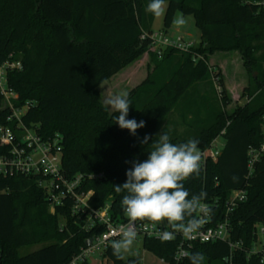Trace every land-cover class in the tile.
I'll use <instances>...</instances> for the list:
<instances>
[{
    "label": "trees",
    "instance_id": "trees-1",
    "mask_svg": "<svg viewBox=\"0 0 264 264\" xmlns=\"http://www.w3.org/2000/svg\"><path fill=\"white\" fill-rule=\"evenodd\" d=\"M260 1L164 0L168 2L164 32L168 33L177 14L194 18L201 39L193 53L204 57L194 62L192 54L168 49L159 59L149 50L150 40L142 35L153 32L156 16L146 11L150 0H0V65L12 56L23 67L8 75L19 95L15 106L32 104L23 122L44 138L62 136L64 169L70 176L104 174V179L85 188L94 192L93 208L110 205L114 220L125 218L120 204L123 193H116L113 185L125 182L130 161L147 159L152 140L173 109L190 114L195 127L188 137L163 130L173 143L195 139L199 149H206L226 130L217 162H207L200 176L185 181V187L191 194L207 193L203 202L211 206L213 223L225 219L232 191L247 190V200L229 215L231 240L242 242L243 248L231 257L228 243H195L189 256L202 253L201 264H264V249L252 252L258 243L256 226L264 225V156L247 178L248 152L264 144ZM217 53H236L242 61L248 77L242 87L241 98L247 99L243 106L233 100L223 71L210 65ZM143 55L149 58L148 74L128 92L133 102L128 119L143 120L145 127L133 136L115 123L118 114L105 107L98 89ZM213 77L218 79L221 92L215 88L216 99L221 105L196 97L192 87ZM9 114L0 97V126ZM145 135L150 137L147 145L140 142ZM71 206L66 201L51 213L47 194L34 178L0 177V264L69 263L88 239L104 232V227L84 230L72 217ZM29 211L37 229L27 227ZM39 243L46 245L19 253ZM177 246V240L143 241V248L166 264H176ZM189 256L179 264H190ZM103 257L112 264H141L138 259L117 258L112 249Z\"/></svg>",
    "mask_w": 264,
    "mask_h": 264
},
{
    "label": "built area",
    "instance_id": "built-area-1",
    "mask_svg": "<svg viewBox=\"0 0 264 264\" xmlns=\"http://www.w3.org/2000/svg\"><path fill=\"white\" fill-rule=\"evenodd\" d=\"M264 8V0L259 2ZM143 40H150L149 50L153 52L159 59L162 58L164 52L168 49L177 50L181 53L192 54L194 62L204 60L201 54L193 53L198 44L184 37H172L168 33L152 32L144 33ZM22 63L20 60H13L10 56L9 60L0 65V97L3 100L5 108H8L10 114L6 119V124L0 126V177L13 178L23 176L26 178H34L37 184L47 194V201L50 212L54 213L56 208L63 206L66 201L72 202L71 215L82 223L84 230H92L95 227H104V232L92 237L93 241L90 247L81 248L77 254L67 264H83L89 262L92 256L96 254L104 255L110 247L111 238L117 233V230L128 223V218L121 221L114 220L110 214V205L97 210L93 208L90 201L94 195L92 190H86V185L91 181H99L104 179V174H76L70 176L64 169V151L63 138L56 134L50 138H44L35 128L26 126L23 117L27 114L32 104L27 103L22 107L15 106L19 99L18 93L10 86L8 75L13 71H21ZM211 72L213 68L210 67ZM213 82L218 93V79L213 77ZM229 125V123H228ZM226 130H223L208 148L200 149L202 153V166L207 162H217L224 149V145H219L217 140L223 137ZM264 156V144L259 148H251L248 152V174L247 178H251L256 164ZM248 198L247 190L232 191L228 202L226 217L222 222L214 221V214L211 206L206 204L211 213L206 218V223L200 229L195 239H186L182 234H177L175 240L178 241L177 250L174 261L179 264L190 254V250L195 243H211L225 242L230 247L231 257L234 252L242 250V242H233L232 226L229 215L241 203ZM138 235L135 240L153 239L161 241L157 237V232L165 228V224H160L154 228L152 222L137 221ZM258 242L262 243L260 236L264 237V225H257ZM122 230V229H121ZM91 239V238H90ZM88 239V240H90ZM87 240V241H88ZM162 264H166L161 260Z\"/></svg>",
    "mask_w": 264,
    "mask_h": 264
},
{
    "label": "clouds",
    "instance_id": "clouds-1",
    "mask_svg": "<svg viewBox=\"0 0 264 264\" xmlns=\"http://www.w3.org/2000/svg\"><path fill=\"white\" fill-rule=\"evenodd\" d=\"M163 5L164 0H150L146 11L158 17L163 14ZM173 22L183 25L185 20L181 16ZM132 103L127 91L112 94L104 100L105 107L118 114L114 119L119 128L127 129L135 136L138 129L145 127V121L128 119ZM149 139L145 135L140 142L147 145ZM151 144L147 159L130 161L132 166L125 172V182L113 185L116 193H123L120 204L128 218V223L111 238L110 247L117 258H122V253L134 243L138 235L137 221L152 222L154 228L165 224L164 230L157 232V237L162 242H170L177 234L195 239L211 213L203 202L207 193L191 194L185 187V181L200 176L202 172L199 141L189 139L173 143L170 135L162 131ZM203 259L202 253L189 256L190 264H201Z\"/></svg>",
    "mask_w": 264,
    "mask_h": 264
},
{
    "label": "rangeland",
    "instance_id": "rangeland-1",
    "mask_svg": "<svg viewBox=\"0 0 264 264\" xmlns=\"http://www.w3.org/2000/svg\"><path fill=\"white\" fill-rule=\"evenodd\" d=\"M167 7L168 2H164L163 14L158 17L156 16L152 25L153 32L164 31L163 21ZM181 16L185 20V23L183 25H177L174 23V25L168 31V34L172 37H184L187 40L199 44L200 31L195 26L194 18L192 16H183L181 14H177L175 19H179ZM148 65L149 58H146V56L143 55L132 65L125 68L115 77L102 84L99 87L98 91L100 93V99L103 104L104 100L108 96L120 93L122 91L129 92L131 89L138 86L148 74ZM210 65L213 68L218 67L223 71L226 86L227 88H229V90H232L233 100L237 101L238 105L243 106L246 103L247 99L241 98L243 89L242 87L247 85L248 77L246 71L242 67V61L239 55H237L236 53H217L211 57ZM192 87L196 88V97L210 98V100L215 103V105H221L220 98L216 99V86L213 82V78L195 83V85L192 84ZM108 109L112 112L110 108ZM192 121L193 117L190 114L179 111L177 109H173L170 112L167 120L163 122L162 131L166 130L168 132H176L181 137H188L191 136L194 132L195 127L193 126ZM162 131L159 134H161ZM217 142L219 143V145H224L225 140L223 137H220ZM33 214L34 213L31 211L28 212L27 227L30 230L37 229L36 222H34L32 218ZM30 218L32 221L30 220ZM63 222L64 220L61 219V223ZM260 240L262 241V243L258 242L256 245H254L252 249L253 253H257L258 251L264 249V237L260 236ZM44 245H46V243H39L30 247H25L22 248L19 253L22 255L32 253L39 250ZM122 258L124 260L132 258L138 259L141 264H162L159 258L143 248L142 240H135L131 248L128 251L122 253ZM89 263L112 264L108 259L104 258L103 255L100 254L92 256L89 260Z\"/></svg>",
    "mask_w": 264,
    "mask_h": 264
},
{
    "label": "water",
    "instance_id": "water-1",
    "mask_svg": "<svg viewBox=\"0 0 264 264\" xmlns=\"http://www.w3.org/2000/svg\"><path fill=\"white\" fill-rule=\"evenodd\" d=\"M92 241H93L92 238H91L90 240H88V241L86 242V247H90L91 244H92Z\"/></svg>",
    "mask_w": 264,
    "mask_h": 264
},
{
    "label": "crops",
    "instance_id": "crops-1",
    "mask_svg": "<svg viewBox=\"0 0 264 264\" xmlns=\"http://www.w3.org/2000/svg\"><path fill=\"white\" fill-rule=\"evenodd\" d=\"M174 25V24H173ZM200 39H201V36H200ZM129 79V78H128ZM161 261V260H160Z\"/></svg>",
    "mask_w": 264,
    "mask_h": 264
}]
</instances>
